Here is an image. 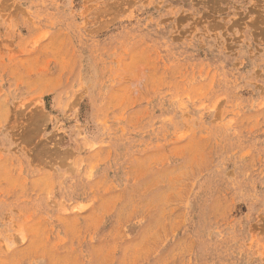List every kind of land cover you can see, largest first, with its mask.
Segmentation results:
<instances>
[{
  "label": "rangeland",
  "instance_id": "rangeland-1",
  "mask_svg": "<svg viewBox=\"0 0 264 264\" xmlns=\"http://www.w3.org/2000/svg\"><path fill=\"white\" fill-rule=\"evenodd\" d=\"M0 264H264V0H0Z\"/></svg>",
  "mask_w": 264,
  "mask_h": 264
}]
</instances>
